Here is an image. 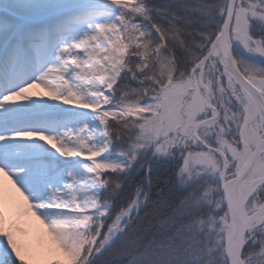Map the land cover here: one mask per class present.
Instances as JSON below:
<instances>
[{"label":"snow or ice","instance_id":"1","mask_svg":"<svg viewBox=\"0 0 264 264\" xmlns=\"http://www.w3.org/2000/svg\"><path fill=\"white\" fill-rule=\"evenodd\" d=\"M0 264H264V0H0Z\"/></svg>","mask_w":264,"mask_h":264},{"label":"rangeland","instance_id":"2","mask_svg":"<svg viewBox=\"0 0 264 264\" xmlns=\"http://www.w3.org/2000/svg\"><path fill=\"white\" fill-rule=\"evenodd\" d=\"M171 0H153L154 3L157 4H164V3H169Z\"/></svg>","mask_w":264,"mask_h":264},{"label":"trees","instance_id":"3","mask_svg":"<svg viewBox=\"0 0 264 264\" xmlns=\"http://www.w3.org/2000/svg\"><path fill=\"white\" fill-rule=\"evenodd\" d=\"M171 2V1H170ZM188 3H192L194 4L195 3V0H187Z\"/></svg>","mask_w":264,"mask_h":264}]
</instances>
